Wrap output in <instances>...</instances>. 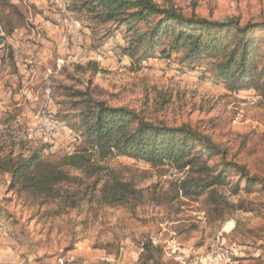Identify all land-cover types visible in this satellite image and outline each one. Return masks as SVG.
<instances>
[{
    "label": "rangeland",
    "instance_id": "1",
    "mask_svg": "<svg viewBox=\"0 0 264 264\" xmlns=\"http://www.w3.org/2000/svg\"><path fill=\"white\" fill-rule=\"evenodd\" d=\"M70 2L0 0L5 36L0 47V147L29 154L46 144L44 156L50 159L74 152L83 141L72 128L74 119L65 117L69 112L58 103L59 85L85 88L92 79L95 96L136 108L147 100L149 119L199 129L226 148L229 159L264 179V99L254 86L232 90L216 72L181 62L178 53L170 58L157 54L139 65L117 47L125 43V27L107 35L113 26L91 25L84 13L69 9ZM177 3L185 14L194 11L211 20L264 19V0ZM257 36L264 38V31ZM92 60L99 63L97 71L76 68ZM164 96L170 102L161 105ZM49 115L61 128L54 138L42 127ZM102 164L119 167L145 189L146 202L135 212L85 205L58 214L53 204L38 207L26 193L19 196L8 187L10 176L0 172V199L10 198L0 213V264H141V241L147 236L162 246L164 264H264V184L230 196L235 202L252 200L254 211L212 216L203 198L149 199L152 192L164 196L184 172L119 156ZM229 175L232 181L239 179L234 169ZM224 190L229 194V188Z\"/></svg>",
    "mask_w": 264,
    "mask_h": 264
},
{
    "label": "trees",
    "instance_id": "2",
    "mask_svg": "<svg viewBox=\"0 0 264 264\" xmlns=\"http://www.w3.org/2000/svg\"><path fill=\"white\" fill-rule=\"evenodd\" d=\"M69 9L84 13L95 27L113 26L107 35L125 27V43L117 47L139 65L157 54L170 58L178 53L181 62L216 72L228 88L252 85L264 99V38L257 36L258 31H264V19L242 22L241 17L231 16L211 20L194 11L185 14L177 0H71ZM4 41L0 32V47ZM76 68L97 71L99 63L92 60ZM91 84L92 79L85 88L59 85L62 100L58 103L69 112L64 116L74 119L72 128L83 141L74 152L50 159L44 156L46 144L29 154L0 147V172L10 176L11 190L19 196L26 193L38 207L53 204L58 214L81 210L85 205L135 212L146 202L145 189L119 167L102 164L109 156H119L184 172L171 181L164 196L152 192L149 199L172 202L180 197L203 198L212 216H222L226 210H255L252 200L235 202L230 196L243 190L251 192L255 184H264V179L252 174L245 164L229 159L227 149L208 134L186 123L170 125L149 119L147 100L142 108L112 104L95 96ZM169 102L170 97L164 96L161 105ZM20 144L24 146L23 141ZM216 155L221 158L212 160ZM230 169L239 179H230ZM9 200L0 199V213L3 202ZM141 247V264H164L162 246L150 236L141 241Z\"/></svg>",
    "mask_w": 264,
    "mask_h": 264
},
{
    "label": "built area",
    "instance_id": "3",
    "mask_svg": "<svg viewBox=\"0 0 264 264\" xmlns=\"http://www.w3.org/2000/svg\"><path fill=\"white\" fill-rule=\"evenodd\" d=\"M43 124H47V131L44 133H51V138L57 137V135L59 134V131L61 130V128H54L51 125V121H46ZM40 134V133H39Z\"/></svg>",
    "mask_w": 264,
    "mask_h": 264
},
{
    "label": "bare ground",
    "instance_id": "4",
    "mask_svg": "<svg viewBox=\"0 0 264 264\" xmlns=\"http://www.w3.org/2000/svg\"><path fill=\"white\" fill-rule=\"evenodd\" d=\"M42 117H43V116H42ZM53 119H54V118H53ZM45 120H46V121H51V125H52L54 128H59L58 124L52 120L51 115H49V116H44V118H43V120H42V127H43V129H44L45 131H47V124H43V123H45ZM40 122H41V121H40ZM40 128H41V127H40Z\"/></svg>",
    "mask_w": 264,
    "mask_h": 264
},
{
    "label": "crops",
    "instance_id": "5",
    "mask_svg": "<svg viewBox=\"0 0 264 264\" xmlns=\"http://www.w3.org/2000/svg\"><path fill=\"white\" fill-rule=\"evenodd\" d=\"M34 96V95H33Z\"/></svg>",
    "mask_w": 264,
    "mask_h": 264
}]
</instances>
